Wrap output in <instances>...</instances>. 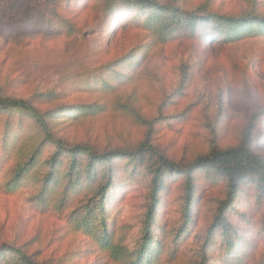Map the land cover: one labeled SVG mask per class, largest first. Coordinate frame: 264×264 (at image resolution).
<instances>
[{"label": "rangeland", "instance_id": "rangeland-1", "mask_svg": "<svg viewBox=\"0 0 264 264\" xmlns=\"http://www.w3.org/2000/svg\"><path fill=\"white\" fill-rule=\"evenodd\" d=\"M155 1L184 13L209 4L211 13L236 15L255 8L264 16V0ZM100 12V0H0V102L30 100L40 113L87 105L90 112L58 110L48 119L49 133L67 148L87 146L99 154L143 146L184 167L212 150L239 145L248 119L264 108L263 37L213 42L200 27V33L181 29L161 39L136 23L143 19L134 17L136 11L124 8L109 21ZM134 51L132 61L112 70L111 64ZM101 77L111 90L92 84ZM93 106L103 109L91 112ZM255 123L252 149L264 159V116ZM33 132L38 130L25 113L0 112V246L21 248L40 264H119L77 221L83 204L98 200L96 189L107 184L105 198L96 202L104 206V225L113 240L135 246L153 153L97 163L90 169L96 172L92 183L84 176L88 160L80 156L74 171L80 186L64 191L70 156L60 157L56 173L48 169L54 145L43 141L37 149L36 143L15 150L18 140ZM6 133L13 135L4 138ZM35 154L40 170L61 180L51 194L58 205H38L41 184L25 177L24 166L33 164ZM23 167L20 187L7 193L2 186ZM210 178L196 173L188 218L182 178H167L154 226L160 241L156 264H264V185L248 178L223 205L225 181Z\"/></svg>", "mask_w": 264, "mask_h": 264}, {"label": "trees", "instance_id": "trees-1", "mask_svg": "<svg viewBox=\"0 0 264 264\" xmlns=\"http://www.w3.org/2000/svg\"><path fill=\"white\" fill-rule=\"evenodd\" d=\"M101 12L100 18L104 21L113 19L116 13L122 9L136 11L135 18H139V14L143 15V19H137L136 23L141 21L143 25L147 26V30L154 35L158 33L162 38L167 39L171 37L178 30H190V33L200 31V27L204 28L203 34L206 33L207 40L213 42H223L233 44L241 40L252 39L256 37L264 38V16L256 13L253 9L246 10L240 14L227 15L209 12V4L200 5L195 9L194 13H184L173 4L158 3L155 0H100ZM213 0H207L211 3ZM208 5V6H207ZM212 29V34L207 33V28ZM208 34V35H207ZM167 37V38H166ZM137 53L130 52L111 64L113 67L117 64L124 65L128 61L133 60V55ZM114 71V70H113ZM92 84H99L103 91L111 90V85L106 79L94 78ZM83 106V107H82ZM90 106V105H89ZM98 107V108H97ZM55 111L40 113L30 102V100H15L5 99L0 102V112L12 110L25 113L31 119L32 125L38 130V133H31L24 136L16 143L15 150L33 147L36 143L38 147L42 146V142L54 145L56 152L49 159L48 165L50 171H57V164L62 156H70L69 172L66 174L64 181V191L67 189L77 190L80 186L78 179L75 178L74 171L78 167L77 158L85 156L88 164L85 166V179L88 183H92L96 176V172L90 173V169L97 166V163L109 162L114 156L136 157L138 154L139 160L142 159L144 153L152 154L153 166L150 167V188L147 195V206L145 214L142 218L140 237L135 246L128 247L121 242L113 240L107 227L104 225L101 210L103 204H98L100 199L103 201L107 190L105 186L99 185L94 196L98 200L92 202L91 199L83 204V214L78 219L77 225L89 235L94 244L98 245L101 250L110 254L112 261L119 264H156L157 255L160 249V241L155 235L154 226L156 220V212L160 205V196L165 187L166 181L172 176H180L183 181V188L185 190V212L186 217L189 216V211L194 200L195 195V175L198 172H205L211 178L221 177L226 184V202L231 203L236 197L240 185L244 180L252 178L264 185V159L253 152L252 130L255 127V122L264 116V108L259 110L255 115H251L246 125V131L242 137L239 145L234 148L226 150H212L207 156L197 158L193 163L184 167H179L174 162L170 161L161 154L154 153L153 149L140 147L136 152H109V153H95L87 146L68 147L64 146L59 139H53L48 128V119L56 115L57 111H65L70 109L73 113L90 112L88 106L81 104H74L70 106H60ZM92 108V107H91ZM100 106H93L91 112L101 111ZM13 134H4V138ZM15 143V142H14ZM6 145L9 151L14 150V147ZM5 149V150H6ZM152 151V152H151ZM35 152V151H34ZM33 152V153H34ZM16 154V153H15ZM39 155L32 156L31 166H24L26 169L25 177L35 179L37 184H41V191L36 197L38 205L46 206L48 204L58 205L59 202L51 200V194L61 186L60 178L54 177L50 171L44 174L40 170L43 164L37 161ZM16 164V163H15ZM47 161H45V166ZM24 167L18 170L16 176L7 181L2 187L7 190V193L12 194L15 189L20 187L19 173L24 171ZM38 167V168H37ZM57 173V172H56ZM168 178V179H167ZM210 178V179H211ZM50 181L52 183L50 184ZM70 185V186H69ZM89 185V184H88ZM4 189V190H5ZM5 190V191H6ZM101 191L103 194L101 195ZM50 198V199H49ZM60 201V200H59ZM89 213V216H88ZM88 216V218H87ZM186 218V219H187ZM184 221V225L186 224ZM0 264H40L32 260L21 248L14 246H0Z\"/></svg>", "mask_w": 264, "mask_h": 264}, {"label": "clouds", "instance_id": "clouds-1", "mask_svg": "<svg viewBox=\"0 0 264 264\" xmlns=\"http://www.w3.org/2000/svg\"><path fill=\"white\" fill-rule=\"evenodd\" d=\"M252 100H253V103H254L255 102V98L253 97Z\"/></svg>", "mask_w": 264, "mask_h": 264}]
</instances>
